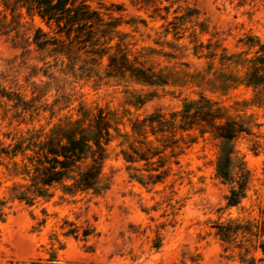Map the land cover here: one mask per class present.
I'll return each instance as SVG.
<instances>
[{
    "label": "rangeland",
    "instance_id": "374dc122",
    "mask_svg": "<svg viewBox=\"0 0 264 264\" xmlns=\"http://www.w3.org/2000/svg\"><path fill=\"white\" fill-rule=\"evenodd\" d=\"M82 1L115 25L94 24L82 42L72 39L75 31L66 38L54 22L22 10L18 33L0 31V87L11 96L0 94V141L26 128L44 134L53 123L66 127L78 109L90 118L101 111L117 128L110 129L114 138L102 162L107 188L64 193L54 183L49 196L28 205L11 198V186L28 179L9 174L3 157L0 198L10 212L0 221V264L45 261L50 254L62 264H250L237 248L223 250L214 224L264 214V91L254 95L242 82L245 65L230 58L253 56L264 43V0ZM3 12L0 1V20ZM36 27L56 43L27 44ZM139 69L153 83L137 79ZM199 94L244 128L230 141L249 171L235 206L226 204L229 184L215 173L219 140L199 132L205 108L182 110ZM251 98L259 105H249ZM148 115L162 122L148 125ZM183 115L193 122L185 130ZM134 122L138 133L131 131ZM121 148L147 158L127 170ZM68 228L76 232L64 233ZM249 248L253 264H264L259 249Z\"/></svg>",
    "mask_w": 264,
    "mask_h": 264
},
{
    "label": "trees",
    "instance_id": "16d2710c",
    "mask_svg": "<svg viewBox=\"0 0 264 264\" xmlns=\"http://www.w3.org/2000/svg\"><path fill=\"white\" fill-rule=\"evenodd\" d=\"M4 12L0 20V31L9 32L11 29L18 33L16 25H19V18L22 10L28 17L37 14L47 24L52 22L62 31L66 38H70L71 31H75L72 39L86 41L85 36L94 24H105L114 26L111 21H103L101 14L91 8L86 2L80 0H0ZM9 14V21L6 20ZM11 24H14L11 26ZM101 30H104V28ZM39 27H36L32 34L25 36L27 44H34L37 48H44L48 44H55L52 39L45 36ZM60 51V50H59ZM231 59L242 61L245 65L242 82L250 87L256 95L264 91V43H259L255 54L250 57L240 58L238 54H231ZM137 75V79L145 83H153L149 74ZM131 73V70H130ZM110 74V73H109ZM134 75V73L132 74ZM0 94L11 99L9 92L0 87ZM249 105H259L254 98H251ZM183 113H187L190 108H205L202 117H198L204 124L200 126V133L210 132L219 140V150L215 159V173L225 183L229 184L226 195V204L235 206L245 194L249 171L243 165V161L233 150L231 139L240 131H244L241 123L227 117L222 111V107L216 101H210L202 94L198 98L182 103ZM79 117L74 120H67L66 127L59 123H53L49 131L42 134L41 129L26 128L19 135L10 137V142L3 144L0 141V163L6 157L11 166H6L9 174L20 175L23 179H28L27 185L15 183L11 186V198L24 201L31 205L36 197H47L51 193L48 188L54 183L60 184L64 193L75 191L91 190L94 194H99L107 188V183L102 180V162L106 155L108 143L114 138L111 130L117 131L115 126H111L105 114L99 111L91 118L86 110H79ZM160 116L148 115L144 120L151 125L153 121L157 124L162 122ZM186 115L182 116L183 130L192 126L186 121ZM69 124V125H68ZM143 125V124H142ZM139 122L131 124V131L138 133ZM159 131H163L159 129ZM151 134L155 130L151 128ZM8 136V134H5ZM122 136L121 144L128 137V133L118 134ZM146 138V132H143ZM134 154L121 148L120 152L126 164V169H130V163L138 159H146L138 151L132 150ZM16 157H19L17 161ZM129 177L135 178L140 183H146L142 176L129 173ZM156 178L155 180H159ZM153 180V181H155ZM68 181V183H67ZM23 186V188H21ZM10 212V205L7 200L0 198V221H4ZM218 238L221 240L223 250L237 248V255L241 260L253 264L254 254L250 253V246L259 249L264 258V214L260 220L228 218L225 221H218L214 224ZM76 228H68L64 233H74ZM89 232L84 230L82 234L86 236ZM76 235V234H73ZM252 240L258 241L252 244ZM249 243V244H246ZM250 253V254H249ZM27 264H62L53 254L43 261L40 257L31 259Z\"/></svg>",
    "mask_w": 264,
    "mask_h": 264
}]
</instances>
